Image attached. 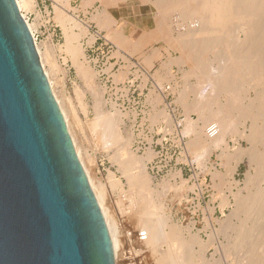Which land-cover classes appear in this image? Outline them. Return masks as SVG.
Wrapping results in <instances>:
<instances>
[{
    "label": "rangeland",
    "instance_id": "rangeland-1",
    "mask_svg": "<svg viewBox=\"0 0 264 264\" xmlns=\"http://www.w3.org/2000/svg\"><path fill=\"white\" fill-rule=\"evenodd\" d=\"M177 1L169 0L167 7L182 6ZM75 4L74 0H65L62 10H59L54 0H32L30 7L24 9V13L34 29L35 41L42 53L44 67L52 81L54 92L59 96L68 118L70 117L69 128L72 131L71 137L77 144L76 151L84 161L93 182L102 191L107 215H110L118 224L119 264H163L158 259L157 249L159 252L166 251L170 246L176 248V253L186 252L185 254L190 255L192 263L207 264L212 260L213 250H205L203 258H199V245L193 241L191 234L196 233L197 237L205 242L213 230L212 226H218L217 221L222 220L229 212V208H226L225 214H222L216 205L219 199L214 196L218 194L215 187L218 178L214 177L212 172L222 170L223 159L218 158L220 153L218 147H210V144L215 141L212 139L213 135L218 133L219 136L224 132L219 130L224 121V114L221 115L222 110L216 111L217 104L215 105L214 99L213 109H211L212 119L205 128L201 129L203 122H197L195 115L192 118L196 122V130L200 131V135L198 136L196 132L185 133L184 113L175 105L173 97L167 94L160 82L156 80L149 65L135 53L125 50L126 38L119 36L115 38L111 34L106 36L95 27H87L83 19L76 16ZM168 11L170 10L160 9L164 18L173 16L174 24H178L179 28L180 25L184 26L185 31L190 20L184 19L178 10ZM58 12L66 16L70 23L75 16L77 18L76 24H72V31L78 35L81 42L83 56L80 60L93 73L89 83L78 74L71 57L65 51L66 49L64 50L65 34L63 26L57 20ZM184 23L189 24L184 25ZM228 32L225 33V37L233 40L234 33ZM178 36L182 41L177 38V42L188 43V49H194L198 44L194 37L184 39V34L181 32ZM111 40L115 41L116 45ZM199 54L205 63L206 55ZM210 54L213 53L210 52L207 56ZM235 67L239 68L237 65ZM250 70L255 71L253 68ZM121 72L124 77L117 80L116 75ZM246 73L244 78L238 77L242 82H236L238 88L235 92L236 96L243 97L246 94L252 97L254 94L250 88L252 72ZM154 99H157V104ZM223 101L228 100L222 96L218 97V102L225 104ZM98 105L100 113L97 110ZM114 111H117L122 118L115 128L111 126ZM161 111H166L169 117L161 116ZM97 112L101 118L100 123L96 119ZM156 112L160 114L156 119L162 118L160 121L152 116L153 114L157 116ZM234 115L236 116V112L233 111ZM102 133L113 141L112 146L104 147ZM224 138L229 141L232 148L231 145H234V142L229 139L231 136ZM127 139H130L129 146L125 147L136 157H146L148 152L151 153L149 159L146 158L144 161L151 192L148 191L145 194L146 202L144 201L143 204L134 203L132 197L137 192V186L129 183L123 169L122 160L126 159L127 152H122L121 156L119 155L120 158L115 154ZM192 139L197 140L198 143L190 145L189 142ZM241 143L246 146L244 140H241ZM208 148L211 150L210 153L207 151ZM191 151L197 152L198 157L196 158L197 154ZM201 156L202 160L199 159ZM246 167L247 162L244 160L238 165L236 178H243ZM137 171V168L132 169L134 174ZM110 178L117 182L116 186H113ZM147 217H152L150 220L154 219L155 222L162 217H167L168 224L177 225V231L181 234L183 239L181 242L185 248L183 244H177V246V242L168 239L157 246L151 244L146 238L140 239L139 234L144 231L141 224L144 220L149 221ZM167 230V225L160 229L162 233ZM187 239L191 244L185 242ZM225 253V249H222L221 254L215 253L216 258L221 257L219 264L237 263L238 256H234V252L230 254L232 257L226 256Z\"/></svg>",
    "mask_w": 264,
    "mask_h": 264
},
{
    "label": "bare ground",
    "instance_id": "bare-ground-1",
    "mask_svg": "<svg viewBox=\"0 0 264 264\" xmlns=\"http://www.w3.org/2000/svg\"><path fill=\"white\" fill-rule=\"evenodd\" d=\"M31 1L17 0V4L24 18L26 19L34 37V29L32 28V25L28 22L26 15L24 13V9L30 7ZM54 1L57 4L56 8L62 10L65 0H54ZM88 1L89 0H87V2ZM159 1H160L159 4L160 9L165 11L166 10L171 11V9L172 11L178 10L184 19L188 18L190 20V24L187 23L189 24L188 27L186 26L187 29L184 32L181 31V33L184 34V39L187 37H194L195 39H197L198 42L197 46H195L194 49L189 48V51L187 49L185 50V52L188 51L187 55L189 52H191L188 55L189 57H191L190 54H193L192 52L202 53L206 55L205 63H204L206 64V62L209 60L208 58L209 56H207V54L211 52L214 54L212 55L215 56L213 57V60L216 61L214 74H212L211 71V73L209 74L210 79H208V81L206 80L207 72L204 70V72H206V75L205 73L203 74L199 72L200 68L198 67L199 68L198 69L197 67L194 66L195 64L194 65L192 64V68L194 69L197 68L198 73H200L201 75L200 77H201V82H203L202 83L203 88L201 89V86L199 85L201 83L197 84V86H200L201 89L200 98L198 97V101L196 100L195 103L192 102L193 104L191 105V108H189L190 105L187 106L188 104L186 102L185 103L187 105L185 104L186 106L184 107L190 109V110L188 109V113L189 111H194L195 113L196 112L198 113L199 119H201L203 122L201 129L205 128L208 122L211 121L212 119L211 109H213L212 104L214 102V99H215V105L217 104L216 111L222 110V114L221 113L220 114L221 115L224 114V121L219 128V130L221 129L224 132L219 136L218 133L217 135L216 134L213 135L214 138L212 139H215V141L210 144V147L211 148L218 147L220 149L218 158L221 157L223 159L222 163L220 162L223 165L222 170L220 171L215 170L214 172H212V175L218 178V182H216L215 185L218 194L216 193L214 196V197H218L219 199L216 205L218 206V208L220 209L219 211L222 214H225L226 208H229V212L224 215L222 220L217 221L216 219V221L218 222L217 223L218 226H214V225L212 226L213 230L211 229L212 231L208 235V239L205 242L201 241L199 239L200 237L198 238L196 233L191 234V238H193L194 239L193 241L199 245L198 246L200 249V250L198 249L200 253L199 258L201 259L203 258V252L205 250L207 249L213 250L212 260L207 264H219L218 262L221 260L220 259L221 257L216 258L215 253L221 254L222 249L223 250L225 249L226 252L225 255L227 254L226 256L233 254L232 252L235 253L234 256H238L236 259L237 262L236 264H264V72H263L264 71V0H178V1L175 0L178 3L182 4V6L178 8L175 6L167 7V5L169 4V0L168 1L159 0ZM85 2L86 0L84 1V4ZM89 2L88 4H91ZM84 4L83 6H85ZM103 12H105V14L108 15L105 9H103ZM103 12L100 10L99 13H102L103 15ZM96 15L97 14H95L94 16L96 17ZM107 17L108 20L112 19L111 16H106V18ZM102 19L104 21H102ZM57 20L61 23V25L64 28V34H65L64 50L66 49L65 51L71 57L77 69L78 74L84 79L85 82L89 83L93 78V73L80 60L83 56L81 42L79 41L78 35L74 33V31H72V26H73L72 24H76L77 22L76 16L74 17L72 23H70L66 16L58 12ZM96 21L98 22L97 24H99V26L103 24L104 26L102 27L105 28L106 26H109L111 22H113L112 20L107 21L105 17H102L100 21L96 19ZM105 21H107V24H105L106 23ZM100 23L102 24L100 25ZM185 23L184 25H187ZM228 31L234 33V38L232 37L233 40L231 38L225 37V33L227 34ZM118 34L119 32H115L112 35L118 37ZM179 40L182 41L181 39ZM181 44L182 43H179L178 41L177 45L181 46ZM37 49L40 55L42 65L44 67V62L41 55L42 53H40L38 45H37ZM206 59L208 60L206 61ZM193 62L194 61H192L191 63ZM236 65L239 66V68H236L235 67ZM250 68H253L255 71L250 70ZM194 69L192 70L194 71ZM44 70L48 76L49 82L54 92L55 90L53 88L52 81L50 80L48 72L45 67ZM122 72L119 74L117 73L118 74L116 75L117 80L119 78L124 77L123 75L124 72L123 74ZM246 72L249 73L252 72L251 75L252 77L250 78V88L251 90L254 91V94L252 97L247 96L246 94L243 97H241L238 94L240 96V98L238 99L239 96L235 95V92L238 91V88L236 87V82L241 81L240 79L245 77L244 75ZM192 73H195V71ZM197 75H198L197 78H199V74ZM204 77H206V79ZM238 77L241 78L239 79ZM198 81L200 82V79ZM204 82L207 83V84L205 83V86H204ZM261 85H263V87ZM196 87L193 88L196 89ZM188 88L189 87H187V89ZM196 90L199 91V88ZM187 93L184 92V94ZM245 93H247V91ZM54 95L60 105V108L66 120L69 133L72 136L71 133L72 131H70L69 128L70 117L68 118L67 112L65 111L66 109L63 107L60 99L58 98L59 96L56 95V92H54ZM221 96L225 97V99L228 100L227 102L223 101L225 104L218 102V97ZM181 98L183 99L182 96ZM96 100L99 101L98 99ZM156 100L157 99H154L155 103ZM192 100L195 101V99L193 98ZM97 101H95V103L100 104L99 103L100 101L99 102ZM99 107L100 106L98 105L97 108L98 112H99ZM117 111H114L111 117V126L113 128H115L116 125L119 124L122 119ZM233 111L236 112V116L235 115L233 116ZM98 112H97L98 117H96V119L100 123L101 118ZM186 112L187 111L185 110V113ZM160 114L161 116L164 115L165 117H169L166 111H161ZM160 114H158L157 116L153 114L152 116H154V119H156ZM185 116H186L185 133L196 132V134L199 136L200 131L197 132L196 122L194 121V119L192 120L190 118L191 116L189 117L187 113ZM169 122L170 121H168V123ZM102 136H103L104 147L106 148L109 147L110 145L112 146L113 141L110 140L105 133H102ZM226 136H231V138L229 139H231V141L233 140L234 142V145H231L232 148L230 147L229 141L224 138ZM72 140L73 142L75 141L74 139ZM241 140H244V142H246V146L241 143ZM129 141L130 139L129 140L127 139L124 142V145H122L120 149L116 150L115 154L120 158L122 152L124 151L127 152L128 155L126 159L124 158L123 159L124 161L122 160L123 169L126 174V177L128 178L127 180L129 181V183L131 185L135 184L137 186V192L132 197L134 203L143 204L144 201L146 202L145 194H147L149 191V187H148L149 180L147 179L148 176L146 175V169H145L146 167L144 161L146 158L149 159L151 153L148 152L146 157H141V158L136 157L134 153L130 152V150L127 151L125 147L128 145ZM191 143L193 145L198 142L197 140L192 139L189 142V144L191 145ZM74 145L76 149L77 144H75V142ZM207 151L210 153L211 150L209 149ZM76 152L84 167L89 183L92 187V190L98 200V203L104 215L112 239L116 264H119L120 262L118 258V250H119L118 247L120 243L117 236L118 224L114 221V219H112L110 215L109 216L107 215L108 212L106 211V207L103 204L102 191H100L101 190L100 187L98 188V185H96L93 182L94 180L89 174V171L84 161L82 160L78 151ZM191 152L197 154V152L194 151ZM195 157L197 158L198 154ZM199 159L202 160V156ZM244 160H246L247 162V167L246 170L243 172V178L238 179L236 178L235 174L237 173L238 165ZM119 161L121 160L119 159ZM133 168L134 169L137 168L138 171L136 174L132 172ZM110 181L112 182L113 186L117 185V182L114 181L113 179L111 180L110 178ZM148 218L149 217H147V219ZM151 218L148 219L149 221L142 220L144 223L141 222L143 224V227L141 224V228H144L143 230L145 231L146 236L140 239L146 238L154 246L160 245L167 239L172 242L174 241L177 242L176 245L183 244L181 242L183 240L181 234L179 231H177V225H175L174 223L168 224L167 217H162L158 222H155L154 219L150 220ZM164 225L168 226V230L162 233L160 229ZM210 225H212L211 222ZM127 234L131 235V233H127ZM188 240L189 239H187V241L185 240V242L187 243ZM189 243L190 241L188 242V244ZM182 246L184 247V244ZM190 246L191 245H189V248H191ZM157 250H158L157 252L159 253L158 259L161 260L160 263L162 262L163 264H196V262L192 263L191 261L192 258L190 257V255L185 254L186 252L176 253L175 252L176 248L172 246L167 248L166 251L163 250L159 252V249ZM187 253L189 252L187 251ZM226 256L224 257L226 258ZM232 262H234V260Z\"/></svg>",
    "mask_w": 264,
    "mask_h": 264
},
{
    "label": "water",
    "instance_id": "water-1",
    "mask_svg": "<svg viewBox=\"0 0 264 264\" xmlns=\"http://www.w3.org/2000/svg\"><path fill=\"white\" fill-rule=\"evenodd\" d=\"M0 264H116L17 0H0Z\"/></svg>",
    "mask_w": 264,
    "mask_h": 264
},
{
    "label": "crops",
    "instance_id": "crops-1",
    "mask_svg": "<svg viewBox=\"0 0 264 264\" xmlns=\"http://www.w3.org/2000/svg\"><path fill=\"white\" fill-rule=\"evenodd\" d=\"M84 1L85 0H74L77 8V12H75L76 16L83 19L87 27H95L106 36L107 34L112 35L115 32H119L118 36L120 38H126L127 45L125 50L135 53L145 64L149 65L156 80L160 82L167 94L173 97L175 105L184 113V115L187 113L189 117L191 116V119L194 118L193 116L195 115V120L197 122H202V120L199 119L197 112L189 111L188 113V109L191 108V105L195 103L196 100L198 101V97L200 98V91L203 88V82H201V75L198 73V69L200 68L199 72L203 74L205 73V75L207 72V79L206 77L204 78L208 81V79H210L209 74L211 71L212 74H214L216 61L213 60V56L210 54L208 57L210 61L206 59L209 63L206 62V64H204V59L201 58L199 53L196 54L195 52H192L193 54H190L191 57L188 56L191 52L187 55V52L189 51L188 43L182 42L181 46L177 45V38L180 34L179 32L184 31V26L181 25L179 28L178 24H174L172 19L173 16H170L169 18L163 17L159 8L160 1L89 0L91 2H88L91 4H88L87 0L84 4ZM83 4L85 6H83ZM103 9H105L108 15L103 12ZM100 10L103 12V15L102 13H99ZM93 14H97L96 17ZM105 15L111 16L112 19L108 20V17L106 18ZM102 17H105L107 21L112 20L113 22H111L110 25L108 24L109 26H106V28L102 27L104 26L102 24L104 22L100 23V25H102L99 26L96 19L100 21ZM103 19L102 21H104ZM107 21H105V24H107ZM113 37L116 38L117 36L113 35ZM112 42L116 45L115 41ZM186 49L188 50L187 52H185ZM192 61L194 62L191 63ZM192 64H195L194 66L199 68H192ZM192 69H194L195 73H192L194 72ZM204 70L206 72H204ZM197 74H199V78H197ZM199 79L200 82L198 81ZM206 82H204V86ZM197 84L201 86V89ZM186 86L189 88L187 89ZM193 87H196V89L199 88V91ZM184 92L188 93L184 94ZM192 98L195 99V101H193ZM185 104L187 106L190 105L189 108L184 107L186 106ZM185 110L187 111L186 113Z\"/></svg>",
    "mask_w": 264,
    "mask_h": 264
},
{
    "label": "built area",
    "instance_id": "built-area-1",
    "mask_svg": "<svg viewBox=\"0 0 264 264\" xmlns=\"http://www.w3.org/2000/svg\"><path fill=\"white\" fill-rule=\"evenodd\" d=\"M139 236H140V238H144L146 236L145 231L140 232Z\"/></svg>",
    "mask_w": 264,
    "mask_h": 264
}]
</instances>
